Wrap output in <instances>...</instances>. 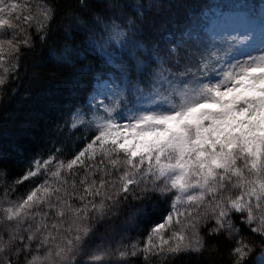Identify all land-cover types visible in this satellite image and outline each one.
I'll return each instance as SVG.
<instances>
[{
	"label": "snow or ice",
	"instance_id": "1",
	"mask_svg": "<svg viewBox=\"0 0 264 264\" xmlns=\"http://www.w3.org/2000/svg\"><path fill=\"white\" fill-rule=\"evenodd\" d=\"M0 190V264H264V0H0Z\"/></svg>",
	"mask_w": 264,
	"mask_h": 264
},
{
	"label": "trees",
	"instance_id": "2",
	"mask_svg": "<svg viewBox=\"0 0 264 264\" xmlns=\"http://www.w3.org/2000/svg\"><path fill=\"white\" fill-rule=\"evenodd\" d=\"M214 2L216 3H222V4H226V3H243L246 2V0H214ZM27 187H30V185L27 184V182H25V186L19 187L17 189V194H22L27 190ZM0 196H2V190H0ZM15 198V197H13ZM130 235L133 238H136L139 234L136 231H133L130 233ZM127 242V241H125ZM133 264H143V258L139 257V258H133Z\"/></svg>",
	"mask_w": 264,
	"mask_h": 264
}]
</instances>
